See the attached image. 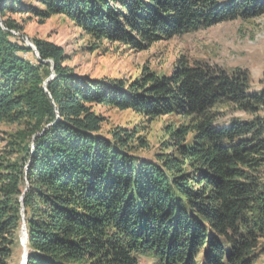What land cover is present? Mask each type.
<instances>
[{
  "label": "trees",
  "instance_id": "obj_1",
  "mask_svg": "<svg viewBox=\"0 0 264 264\" xmlns=\"http://www.w3.org/2000/svg\"><path fill=\"white\" fill-rule=\"evenodd\" d=\"M21 13L67 17L93 50L144 51L263 15L264 0H0V126L19 127L0 154V264L23 220L27 264H264V75L251 92L246 69L184 56L131 81L79 75L47 39L24 59ZM95 106L180 121L143 159L138 126L105 132ZM223 109L245 118L222 125Z\"/></svg>",
  "mask_w": 264,
  "mask_h": 264
},
{
  "label": "rangeland",
  "instance_id": "obj_2",
  "mask_svg": "<svg viewBox=\"0 0 264 264\" xmlns=\"http://www.w3.org/2000/svg\"><path fill=\"white\" fill-rule=\"evenodd\" d=\"M12 18L23 27L22 33L15 32V34L21 35L25 44L27 39L33 43V39L42 38L64 46L68 56L66 65L79 75L131 81L140 76L145 66L159 73L169 74L179 58L184 56L190 62L205 61L228 71L235 68L246 69L251 78L250 91L261 90L259 81L264 75V14L244 21L222 22L194 33L156 43L144 51H135L119 43L107 42L93 50L94 41L92 42L89 36L65 16L56 15L42 21L36 16L21 13ZM23 56L26 57L24 59L34 60L36 54L33 50L31 53H24ZM95 110L106 119L103 124L105 132L117 126L131 128L138 126L141 134L145 135L152 144L150 151L139 152L143 159H153L154 153L159 151L161 141L166 136L165 126L180 121L179 118L172 116L147 120L132 110L102 106H95ZM223 114L224 118L219 121L222 125L227 124L233 116L245 118L241 112L230 113L224 110ZM18 129L16 125L0 126V154L8 149L9 135ZM261 178L264 181V167L261 170ZM18 237L19 241L11 264H21L23 260L21 230Z\"/></svg>",
  "mask_w": 264,
  "mask_h": 264
},
{
  "label": "water",
  "instance_id": "obj_3",
  "mask_svg": "<svg viewBox=\"0 0 264 264\" xmlns=\"http://www.w3.org/2000/svg\"><path fill=\"white\" fill-rule=\"evenodd\" d=\"M27 44H29V46L34 50L37 58L40 59V54H39V51L37 50L36 46L31 43L30 41H28V39L26 40ZM23 200V196H21V201ZM23 205V203H22ZM23 213V211H22ZM23 216H24V213H23ZM21 233H22V246H23V249H24V254H23V260H22V263L21 264H27V260H28V250H27V246H26V243H27V229H26V225H25V222L23 220V224H22V227H21Z\"/></svg>",
  "mask_w": 264,
  "mask_h": 264
},
{
  "label": "built area",
  "instance_id": "obj_4",
  "mask_svg": "<svg viewBox=\"0 0 264 264\" xmlns=\"http://www.w3.org/2000/svg\"><path fill=\"white\" fill-rule=\"evenodd\" d=\"M15 33V32H14Z\"/></svg>",
  "mask_w": 264,
  "mask_h": 264
}]
</instances>
